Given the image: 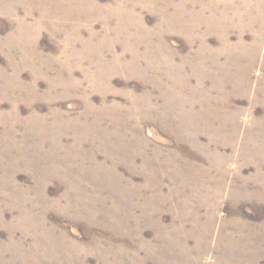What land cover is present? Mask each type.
I'll list each match as a JSON object with an SVG mask.
<instances>
[{
  "label": "rangeland",
  "instance_id": "374dc122",
  "mask_svg": "<svg viewBox=\"0 0 264 264\" xmlns=\"http://www.w3.org/2000/svg\"><path fill=\"white\" fill-rule=\"evenodd\" d=\"M0 264H264V0H0Z\"/></svg>",
  "mask_w": 264,
  "mask_h": 264
}]
</instances>
